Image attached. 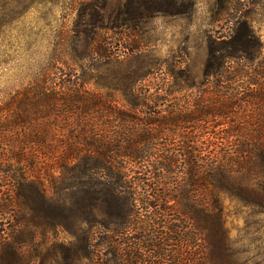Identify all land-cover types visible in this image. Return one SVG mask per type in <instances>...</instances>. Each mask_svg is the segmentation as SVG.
Instances as JSON below:
<instances>
[{"label":"rangeland","instance_id":"rangeland-1","mask_svg":"<svg viewBox=\"0 0 264 264\" xmlns=\"http://www.w3.org/2000/svg\"><path fill=\"white\" fill-rule=\"evenodd\" d=\"M9 11H25L12 25L16 78L43 76L55 63L74 67L76 85L65 86L77 90L88 114L111 123L115 113L177 161L250 162L239 173L242 190L224 201L226 236L203 239L205 261L264 264V127L222 138L216 125L244 115L242 126L257 129L248 114L264 96V0H0V48L13 29ZM94 35L105 40H98L99 52L87 53ZM190 194L188 205L202 195ZM70 211L78 221L68 227L34 220L27 204L1 214L0 264H103L110 257L103 238L111 232L96 223L87 246L82 209ZM14 213L25 220L11 232ZM199 241L186 248L172 241L164 264H198ZM136 252V264H148L145 248Z\"/></svg>","mask_w":264,"mask_h":264},{"label":"trees","instance_id":"trees-1","mask_svg":"<svg viewBox=\"0 0 264 264\" xmlns=\"http://www.w3.org/2000/svg\"><path fill=\"white\" fill-rule=\"evenodd\" d=\"M9 14L12 26L24 18L25 11ZM13 30L0 48V215L27 204L34 220L44 216L52 226L68 227L78 221L70 219V209H82L79 223L88 230L87 246L92 245L89 230L96 223L111 232L103 238L110 253L103 264H136L140 246L149 254L146 263L164 264L162 257L169 247L175 248L172 241L186 248L196 238L200 239L198 264H206L203 239L226 236L225 198L242 190L245 184L239 173L252 164L177 161L115 113L110 111L111 123L88 114L77 90L65 86L76 85L74 67L55 63L43 76L16 78ZM101 38L105 40L91 36L85 52H99ZM263 110L264 96L248 114L257 119V129L242 126L244 115L222 118L216 121L221 125L217 136L261 130ZM183 173L182 182L178 176ZM196 189L202 195L191 198L188 205L185 200ZM49 191L55 195L47 197ZM46 200L49 206L39 207ZM97 213L102 214L99 220ZM13 219L11 232L25 217L14 213ZM135 228L137 235L131 234Z\"/></svg>","mask_w":264,"mask_h":264}]
</instances>
